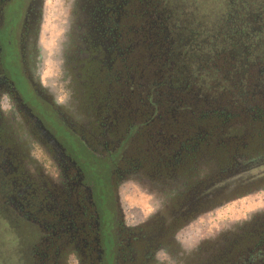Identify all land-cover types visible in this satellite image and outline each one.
<instances>
[{
    "label": "flooded vegetation",
    "instance_id": "af4514ba",
    "mask_svg": "<svg viewBox=\"0 0 264 264\" xmlns=\"http://www.w3.org/2000/svg\"><path fill=\"white\" fill-rule=\"evenodd\" d=\"M176 9L0 0V264H264V19Z\"/></svg>",
    "mask_w": 264,
    "mask_h": 264
},
{
    "label": "trees",
    "instance_id": "16d2710c",
    "mask_svg": "<svg viewBox=\"0 0 264 264\" xmlns=\"http://www.w3.org/2000/svg\"><path fill=\"white\" fill-rule=\"evenodd\" d=\"M169 1L177 13L176 6L181 5L180 17L185 24L187 22L186 31L196 34L198 48L212 50L216 57L214 62H219L218 55L226 49L258 48L260 38L251 33V26L255 25L256 16L264 19V0Z\"/></svg>",
    "mask_w": 264,
    "mask_h": 264
}]
</instances>
